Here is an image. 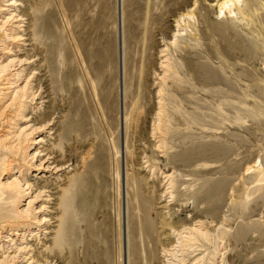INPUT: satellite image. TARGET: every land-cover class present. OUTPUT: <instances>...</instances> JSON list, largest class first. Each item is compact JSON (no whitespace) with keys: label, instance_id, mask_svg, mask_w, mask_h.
<instances>
[{"label":"rangeland","instance_id":"obj_1","mask_svg":"<svg viewBox=\"0 0 264 264\" xmlns=\"http://www.w3.org/2000/svg\"><path fill=\"white\" fill-rule=\"evenodd\" d=\"M224 1L0 0V264H264V0Z\"/></svg>","mask_w":264,"mask_h":264},{"label":"bare ground","instance_id":"obj_2","mask_svg":"<svg viewBox=\"0 0 264 264\" xmlns=\"http://www.w3.org/2000/svg\"><path fill=\"white\" fill-rule=\"evenodd\" d=\"M238 2H239V0H226V1H224L221 5H220V9L222 10V8H223V10L224 9H227V11H229V13H230V9H229V4H231V6H234L235 4H238ZM119 9H120V3H119V0H118V19H119V25H118V27H119V30H120V24H121V22H120V11H119ZM119 67H120V58H119ZM121 76V75H120ZM120 94H121V88H120ZM121 96V95H120ZM172 248V247H171ZM170 251H172V250H166V251H164V254H167L168 256H166V257H171L172 259H176V256H174L172 253H170ZM172 259H168L167 260V264H173V261L174 260H172ZM169 261H171V263L169 262ZM183 260H180V263L182 262ZM174 264H176V263H174Z\"/></svg>","mask_w":264,"mask_h":264},{"label":"water","instance_id":"obj_3","mask_svg":"<svg viewBox=\"0 0 264 264\" xmlns=\"http://www.w3.org/2000/svg\"><path fill=\"white\" fill-rule=\"evenodd\" d=\"M119 25V19L117 21V26ZM120 88H121V76H120V67H119V58H118V108H119V124H120V120H121V94H120ZM120 153L121 152V149H120ZM120 182H121V188L123 186V172H122V169H121V172H120Z\"/></svg>","mask_w":264,"mask_h":264}]
</instances>
